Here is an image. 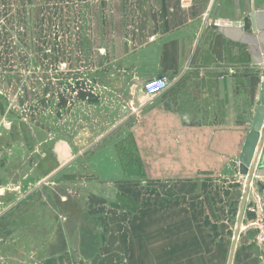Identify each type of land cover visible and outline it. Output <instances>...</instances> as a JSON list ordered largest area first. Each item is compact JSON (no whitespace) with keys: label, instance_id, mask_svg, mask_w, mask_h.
<instances>
[{"label":"crops","instance_id":"crops-1","mask_svg":"<svg viewBox=\"0 0 264 264\" xmlns=\"http://www.w3.org/2000/svg\"><path fill=\"white\" fill-rule=\"evenodd\" d=\"M19 1L51 28L89 31L86 41L113 34L114 52L129 56L111 72L131 79L124 90L132 108L114 120V104L107 105L105 123L119 131L87 169L100 185H120V207L95 197L88 218L81 201L64 204L43 194L19 201L10 194L0 200V264H210L208 246L193 250L204 233L194 210L207 206L209 190L226 191L229 173L246 186L239 157L264 79V67L254 65L264 37L253 33L250 14L264 10V0H193L187 8L182 0ZM217 21L244 26L222 32ZM161 77L172 85L156 97L135 82ZM129 136L135 147L129 155L144 162L139 173L151 175L153 194L142 189L148 183L123 180L130 167L117 163L116 145ZM253 192L264 196V178L253 179ZM239 246L232 264H260L258 252L256 259L237 255Z\"/></svg>","mask_w":264,"mask_h":264},{"label":"rangeland","instance_id":"rangeland-1","mask_svg":"<svg viewBox=\"0 0 264 264\" xmlns=\"http://www.w3.org/2000/svg\"><path fill=\"white\" fill-rule=\"evenodd\" d=\"M19 3L0 1V200L10 194L19 201L41 194L53 200L61 197L64 204L84 203L87 217L95 197L119 208L120 185H100L87 169L91 157L111 145L119 131L105 123L107 105L114 104L110 111L114 120L131 107L124 90L131 79L122 78L119 69L111 72L112 64L129 55L114 52L111 33L98 32L92 42L86 41L89 31L70 24L51 28L53 24L41 23V14L30 15ZM130 139L116 145L117 163L130 167L123 180L148 183L142 189L153 194L151 175L139 173L144 162L130 157L135 149ZM240 180L229 173L224 178L226 198L221 195L225 192L211 189L206 193L207 206L201 210L194 203L195 216L204 218V233L193 239V250L208 246L210 264H228L245 191ZM124 205L131 207L132 202ZM252 207V201L247 202L237 255L246 251L256 259Z\"/></svg>","mask_w":264,"mask_h":264},{"label":"water","instance_id":"water-1","mask_svg":"<svg viewBox=\"0 0 264 264\" xmlns=\"http://www.w3.org/2000/svg\"><path fill=\"white\" fill-rule=\"evenodd\" d=\"M251 28L253 33L261 32V38L264 37V10L254 11L250 14ZM220 27L222 32L229 26L230 28H238L244 26L243 23L239 22H220ZM256 61L254 60V65L264 67V46L263 50L260 52L255 51ZM156 78H150L145 80H137L136 84L140 85L143 90L144 86L151 80ZM259 106L256 109L255 117L252 122L251 131L248 134L246 141L244 143L243 149L239 157V174L244 179L246 183L244 197L240 208L239 221L237 224V232L235 235L234 243L231 250L229 264H232L233 256L235 253V248L237 246L238 238L241 231L243 216L246 210V205L248 202V197L250 195L251 185L253 179L264 178V79L260 86L259 93Z\"/></svg>","mask_w":264,"mask_h":264},{"label":"built area","instance_id":"built-area-1","mask_svg":"<svg viewBox=\"0 0 264 264\" xmlns=\"http://www.w3.org/2000/svg\"><path fill=\"white\" fill-rule=\"evenodd\" d=\"M183 7H191L193 0H182ZM215 27H220V22H214ZM171 81L167 77L156 78L149 81L143 88L144 94L148 97H156L165 93L171 87ZM253 203L251 212L255 214V220L252 228L255 231V245L258 250V259L260 264H264V196L253 192L248 197V202Z\"/></svg>","mask_w":264,"mask_h":264}]
</instances>
